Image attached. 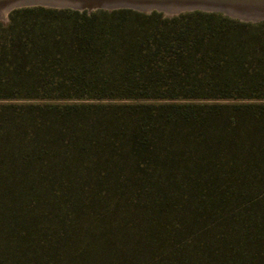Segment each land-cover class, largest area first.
I'll list each match as a JSON object with an SVG mask.
<instances>
[{"label":"trees","instance_id":"obj_1","mask_svg":"<svg viewBox=\"0 0 264 264\" xmlns=\"http://www.w3.org/2000/svg\"><path fill=\"white\" fill-rule=\"evenodd\" d=\"M34 97L264 99V22L200 10L14 9L0 21V98ZM23 116L0 132V264H122L105 231L110 215L83 229L82 199H65L94 173L158 181L183 164L229 187L219 207L230 186L264 180V105L32 106ZM145 201L133 228L154 245L163 207ZM76 235L82 244L67 256Z\"/></svg>","mask_w":264,"mask_h":264},{"label":"rangeland","instance_id":"obj_2","mask_svg":"<svg viewBox=\"0 0 264 264\" xmlns=\"http://www.w3.org/2000/svg\"><path fill=\"white\" fill-rule=\"evenodd\" d=\"M54 2V0H53ZM45 5H32L25 7ZM22 8V7H19ZM127 8V7H118ZM4 9V8H3ZM18 9V8H15ZM104 9V8H100ZM113 9V8H112ZM105 8V10H112ZM131 9V8H130ZM168 9V8H164ZM172 12L152 9H133L149 14L153 11L164 17H172L181 13L196 11L181 10ZM11 9L6 14V22ZM84 11V10H82ZM204 11V10H200ZM245 23L264 22L263 18L230 16ZM180 104L198 106H232V105H264V99L254 98H73V97H34V98H0V132L13 124L23 126V114L32 106L67 105H159ZM186 169V170H185ZM175 177L155 180H129L126 176L105 180L95 173L92 178L83 177L77 183L67 187L65 199L80 201L83 214V229L100 223L102 218L97 214L110 215L108 231L112 237L114 248L122 251V264H228L236 261L239 264H264V180L250 178L248 182L238 186H230L231 196L227 204L217 206L215 198L226 188L222 182L211 183L210 172L207 175L193 177L187 166L179 164L175 169ZM178 172V173H177ZM205 174V173H203ZM96 178V179H95ZM97 179H101L97 180ZM51 191L58 190L57 184L49 185ZM145 198L155 199L163 207L159 215L161 238L158 243L151 244L143 237L139 238L133 225L143 220L138 211L144 207ZM138 205V206H137ZM141 211V210H140ZM258 216V219H257ZM124 235L139 240L134 245L125 241ZM87 243V242H86ZM85 243V244H86ZM82 244V236H73L65 245V249L75 250ZM83 245V249L89 248ZM66 253V251H65ZM68 256V253H66ZM260 260H258V256ZM89 259V258H88ZM80 259H74L75 263Z\"/></svg>","mask_w":264,"mask_h":264},{"label":"water","instance_id":"obj_3","mask_svg":"<svg viewBox=\"0 0 264 264\" xmlns=\"http://www.w3.org/2000/svg\"><path fill=\"white\" fill-rule=\"evenodd\" d=\"M143 4V5H142ZM45 5L51 7H70L79 11L86 10L91 12L100 8L114 9L118 7H127L131 9H164L168 6H178L173 11L181 10H204L221 11L230 16L241 17H264V0H0V19H6L9 10L32 6Z\"/></svg>","mask_w":264,"mask_h":264},{"label":"bare ground","instance_id":"obj_4","mask_svg":"<svg viewBox=\"0 0 264 264\" xmlns=\"http://www.w3.org/2000/svg\"><path fill=\"white\" fill-rule=\"evenodd\" d=\"M142 5H143V4H142ZM171 7H173V8H177L178 6H168V7H166V8L169 9V8H171ZM3 8H4V7H1V8H0V10H1L2 12L6 10V8H4V9H3Z\"/></svg>","mask_w":264,"mask_h":264}]
</instances>
